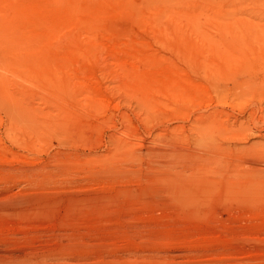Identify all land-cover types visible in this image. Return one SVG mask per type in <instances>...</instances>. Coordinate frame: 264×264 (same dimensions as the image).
Instances as JSON below:
<instances>
[{
  "label": "rangeland",
  "instance_id": "1",
  "mask_svg": "<svg viewBox=\"0 0 264 264\" xmlns=\"http://www.w3.org/2000/svg\"><path fill=\"white\" fill-rule=\"evenodd\" d=\"M212 1L0 0V264H264V40Z\"/></svg>",
  "mask_w": 264,
  "mask_h": 264
},
{
  "label": "bare ground",
  "instance_id": "2",
  "mask_svg": "<svg viewBox=\"0 0 264 264\" xmlns=\"http://www.w3.org/2000/svg\"><path fill=\"white\" fill-rule=\"evenodd\" d=\"M220 3H223V0H214V1H212V5H213V7H214V9H215V13L218 11L219 13H220V16H215V19H216V21L219 23V25H220V27L222 28L223 27V24H224V21H226L227 23L229 22V23H231V21L233 20L235 23H243L244 25H246V26H249V27H253V31H254V33L257 35V36H259V37H262L263 36V38H262V40H264V32H263V21H264V14H262V13H260V12H264V0H236V3H235V5L233 6V9L229 12V13H225V11H224V9L223 8H221L220 6H219V4ZM251 4H252V6H253V8H255L256 9V13L254 14V15H252L251 13H249V14H247L246 16H245V14H246V12H249V9H250V6H251ZM261 10V11H260ZM257 11L259 12V13H257ZM249 75V74H248ZM230 76L231 75H229V74H227V73H220V72H217V73H215L214 75H212V77H213V79L216 81V84L215 85H217V87L218 86H222L223 85V83L224 82H226V81H228V82H230ZM247 76V75H246ZM250 76V75H249ZM252 76V75H251ZM232 78H236L235 77V75H234V77H233V75L231 76ZM244 78V77H243ZM247 78V77H246ZM211 79V78H210ZM252 79V78H251ZM258 80H259V78H257ZM262 79V78H261ZM233 80V79H232ZM246 79H244L243 80V82L245 81ZM247 80H249V79H247ZM247 80H246V82H247ZM256 80V79H255ZM235 81H236V79H235ZM232 82V83H235L236 85H238V87L240 88L241 87V90H242V86L243 85H246V82L245 83H242V84H240V81H238V83L237 82ZM250 81V80H249ZM248 81V82H249ZM261 82H262V80H260ZM264 81V80H263ZM251 82V81H250ZM214 83V82H213ZM247 84H249V83H247ZM252 84V83H251ZM254 84H256L255 82H254ZM226 86V85H225ZM234 86V87H233ZM233 86H231V87H233V88H235V85L233 84ZM247 86V85H246ZM249 86V85H248ZM252 86H254V85H252ZM256 86H257V84H256ZM263 86V85H262ZM244 87V86H243ZM251 87V86H250ZM221 88V87H220ZM236 88H237V86H236ZM247 89H248V87H247ZM240 90V91H241ZM243 91V90H242ZM245 91V90H244ZM226 124V123H225ZM206 131H208V129L206 128V129H203L202 131H201V133H202V140H206V139H204V136H206V134H208ZM261 137V136H260ZM209 138V137H208ZM207 138V139H208ZM252 146V145H251ZM260 146V145H259ZM259 146H257V147H259ZM256 147V148H257ZM240 148V147H239ZM248 148H249V146H248ZM248 148L246 149V150H248ZM261 148V147H260ZM259 148V149H260ZM237 149V148H236ZM241 149V148H240ZM243 147H242V151H243ZM252 149V153L253 154H255V153H258V152H260V151H258L257 152V150H255L254 149V147H252L251 148ZM253 149H254V151H253ZM258 149V150H259ZM239 150V149H238ZM260 150H262V149H260ZM234 151V150H233ZM236 151V150H235ZM240 151V150H239ZM238 151V152H239ZM241 151V153H243ZM256 151V152H255ZM248 152V151H247ZM246 152V154H248ZM250 152V153H251ZM234 153H236L237 154V152H234ZM245 153V152H244ZM251 153V154H252ZM263 153H264V151H263ZM263 153H261V154H258V155H263ZM235 155V154H234ZM244 155V154H243ZM258 155H256V156H258ZM253 156V155H252ZM251 157V156H250ZM254 157H255V155H254ZM253 157V158H254ZM259 157H263V156H259ZM259 157H256V158H258V159H253V158H248V159H244L245 160V163H248L249 165H252V166H254L255 168H252V170L254 169H256L257 167H259L258 165L260 164V160H259ZM244 158H246L245 156H244ZM264 158V157H263ZM235 160V159H234ZM236 162V161H235ZM244 162V161H243ZM240 165H241V163H240ZM225 166V165H224ZM238 166V165H237ZM239 167V166H238ZM261 167H262V165H261ZM249 168V167H248ZM249 169H251V168H249ZM264 169V168H263ZM237 170V169H236ZM256 171V170H255ZM259 171H264V170H262V168H259ZM234 172H235V170H234ZM238 172V171H237ZM248 172V171H247ZM198 173V172H197ZM252 173V172H251ZM256 174H258V172H255ZM255 173H253V175L251 174V177L253 176V178H254V175H255ZM264 173V172H263ZM237 174V173H236ZM260 174H262V173H260ZM195 175V174H194ZM203 175V174H202ZM205 175V174H204ZM239 175H241V174H239ZM248 175V174H247ZM246 175V176H247ZM250 175V174H249ZM262 175H264V174H262ZM233 176V175H232ZM231 176V177H232ZM237 176L238 175H236L235 177L237 178ZM255 176H257V175H255ZM259 176V175H258ZM229 177H230V174H229ZM234 177V176H233ZM239 177V176H238ZM241 177H245V175L243 176H241ZM259 177H263V176H259ZM196 179V178H195ZM207 179V178H206ZM249 180V179H248ZM253 181V180H252ZM255 181V180H254ZM207 182V181H206ZM238 182V181H237ZM250 182V181H249ZM258 182V181H257ZM254 182L255 184V186H258L257 188H254L253 187V182H252V188H254V190L255 189H259V188H261V186H260V183L258 182ZM264 182V181H263ZM230 183V182H229ZM248 183V182H247ZM237 184V183H236ZM249 184V183H248ZM206 185V184H205ZM207 185H209V184H207ZM234 185V184H233ZM232 184H229L228 185V188L229 189H234V186H233ZM236 186H238V185H236ZM241 186V185H240ZM244 186V184L242 185V187ZM264 185H262V187H263ZM242 187H239V189H241ZM250 187H251V185H250ZM249 187V185H248V188H250ZM208 188V187H207ZM243 188H245V189H247V186H245V187H243ZM263 189V188H262ZM243 190V189H242ZM259 190H261V189H259ZM250 192V193H252L251 191H249L248 189L247 190H245V192ZM253 194V193H252ZM249 196V195H248ZM256 196V195H255ZM259 196V195H258ZM262 196V195H261Z\"/></svg>",
  "mask_w": 264,
  "mask_h": 264
}]
</instances>
